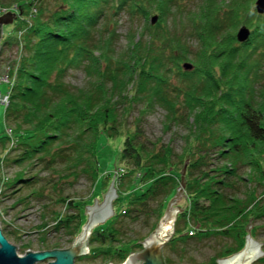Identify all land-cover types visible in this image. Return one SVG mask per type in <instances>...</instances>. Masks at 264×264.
Returning a JSON list of instances; mask_svg holds the SVG:
<instances>
[{"label":"trees","instance_id":"obj_1","mask_svg":"<svg viewBox=\"0 0 264 264\" xmlns=\"http://www.w3.org/2000/svg\"><path fill=\"white\" fill-rule=\"evenodd\" d=\"M11 1L0 6L13 3L28 18H16L5 41L19 40L23 54L10 74L3 115L13 123L12 135L0 139L13 136L11 145L15 139L20 153L13 162L34 159L54 171L56 201L78 207L55 211L56 227L72 234L80 225L77 200L62 195L59 184L80 174L94 180L99 137L121 136L126 170L118 188L131 184L125 186L124 177L139 186L124 198L118 194V213L91 231L89 243L118 241L120 216H159L185 164L189 204L175 220L173 237L186 242L219 234L235 243L229 251L238 250L245 211L264 215V11L257 13L253 0H39L34 11L31 0ZM124 15L129 27L119 47ZM239 26L250 30L244 41L235 37ZM186 61L190 69L182 68ZM80 68L83 86L65 81L69 69ZM155 105L165 110V127L185 128L179 152L144 135L142 118ZM132 108L137 111L129 119ZM22 171L4 185L19 182L42 195L34 176L23 178ZM116 253L123 259L127 250Z\"/></svg>","mask_w":264,"mask_h":264},{"label":"rangeland","instance_id":"obj_2","mask_svg":"<svg viewBox=\"0 0 264 264\" xmlns=\"http://www.w3.org/2000/svg\"><path fill=\"white\" fill-rule=\"evenodd\" d=\"M10 1L11 0H0V2L5 3H9ZM37 1L39 0H31L32 4H29L28 9L30 8V10L34 11V7L38 4ZM199 1L201 0H188V2L193 5ZM254 1L255 0L252 1V4H254ZM16 7L17 6L13 3L10 5L7 4V6H0V15L11 12L13 13V18H18L20 21L26 17L28 18V15H24V12ZM153 15L156 16V14L150 16V23ZM13 25L14 21L3 24L1 26L0 34V134L4 133L9 136L12 135L13 123L5 121V118L3 117L4 109L9 102L8 90L12 77H14H11L10 74L14 75L13 73L15 72L21 58L20 56L23 54L21 51V43H18V40L15 41V39H12L11 43L5 42L7 41V35H9L8 31L12 30ZM128 27L129 21L126 15L120 17L117 26V32L119 33L117 45L119 47H123L126 43L125 36ZM193 44L197 46L198 41L196 38H194ZM186 62L191 64L189 61ZM174 80L175 79L172 81ZM65 81L73 86H83L86 81V76L81 68L69 69L65 75ZM136 111L137 108H132L129 119L135 116ZM141 122L144 135L149 140L159 137L161 142H168L175 151H180L183 145L182 137L185 134V128L177 123H170L168 127H165V110L162 107L155 105L153 108L149 109L146 114H144ZM12 139H6L3 137L0 139V228L6 239L16 247V252L19 255H23L27 250L40 251L69 247L74 241L75 236L80 233L82 225L87 219L85 205L93 204L94 198L100 203L103 200L111 181L116 194L112 199V214L105 221L97 223L91 231L118 213L117 208L121 206L120 202L118 203L116 200L118 194L124 198L139 186V183L136 184L137 181H133L132 179L128 180V177H124V185L126 186L129 182L131 184L124 189L125 191H121L120 188H118L119 178L123 176L125 169V165H123L122 159H120L119 156L122 148V137L117 136L109 138L105 135H101L97 142L98 146L96 154L98 158V169L94 180L80 174L76 179L71 177L69 182L65 181L59 184L60 189L62 190L61 194L68 195L69 198L77 200V204L80 208L79 229L72 234L68 233L63 227H56L52 215L55 211H60L62 213H75L78 210V207L76 209L66 208L63 203L56 201L57 193L52 191L51 185L52 183L59 181H56L57 177L55 173H53L54 171L44 168L43 163L36 160L34 161V159L24 160L21 164L13 162V158L19 156L20 149L18 148V145L16 147L15 139L13 140L14 144L11 145ZM19 170H23V178L27 179L34 176V179L37 180L34 183V188H39L40 186L41 188H39V190L41 191L42 189V195L30 193L31 189L29 188L19 187V182H16L12 187H6L4 185V181L7 178L13 177ZM183 181L184 185L182 187L181 197L175 200L173 204L174 206H179V208H187L189 204V197L185 191V178H183ZM250 185L251 184L246 181V187ZM179 186L180 177L176 190ZM259 190L260 189L257 190V193H259ZM244 191L241 193L242 195L244 194ZM175 194L176 191L172 196ZM156 204L157 200H152L149 203L151 208L155 207ZM165 207L166 206L160 208L159 216H157L156 213L151 214V216L146 218L144 214H142L135 220H130L127 216H120L117 224L120 225L119 229L121 234L118 236V241L113 242L112 245L97 246L94 242L89 243L88 238L91 234L90 231L87 237V252L80 255L85 257L86 260H77V256L74 258V263H121V258H119V255L116 252L119 251V249H124L127 250L126 255H128V253L140 249L138 244L154 231L160 217L165 211ZM249 207L247 209H249ZM181 211L176 212L175 220ZM245 214H247L248 220L243 222L242 225L245 228L244 233L245 235L249 233L250 237L257 242H261L260 248L264 252V215L256 213L252 209L250 211L246 210ZM184 232L185 230L182 233L180 232V235H184ZM173 234L174 232H172L171 236ZM245 235L239 244L240 247L238 250L233 251L238 252L243 249ZM234 245L235 243H232L231 237L229 238L219 234L203 237L199 240L190 237L186 239V242L179 240L174 245L183 250V258L177 256L174 252H171L172 250L168 249V247L163 249V254L170 257L173 261L178 259V262H175L177 264H198L206 260H211L215 256H219L223 248H232ZM99 250H109V252L101 253ZM232 254H228L225 257ZM48 260L50 259L36 262L35 264L46 263Z\"/></svg>","mask_w":264,"mask_h":264},{"label":"water","instance_id":"obj_3","mask_svg":"<svg viewBox=\"0 0 264 264\" xmlns=\"http://www.w3.org/2000/svg\"><path fill=\"white\" fill-rule=\"evenodd\" d=\"M254 8L258 13L264 11V0H255ZM13 18V13L7 12L0 15V34L1 26L5 23H10ZM156 16L151 17L153 23ZM249 30L245 26H240L236 31V39L243 41L247 38ZM185 69L191 68V64L185 62L182 64ZM183 166L180 173V186L176 190V194L172 196L165 207L163 215L159 222L147 237L142 240V249L137 252H132L121 263L118 264H164L162 256V246L170 238L174 230V220L176 212L182 208L174 206L175 200L181 197L182 187L184 185ZM113 178V177H112ZM116 196L115 188L112 181L106 191L103 200L98 203L94 198L91 205H85L87 219L82 225L80 233L75 236L74 241L69 247L54 248L50 250L32 251L27 250L23 255L16 252V247L10 243L0 228V264H35L46 259V263L39 264H75L74 258L83 255L87 252V237L91 229L97 224L105 221L112 214V199ZM260 243L250 237L249 233L245 235V244L242 250L228 256L218 259L219 264H251L258 256L264 252L260 248ZM93 264V263H89ZM112 264V263H108Z\"/></svg>","mask_w":264,"mask_h":264},{"label":"flooded vegetation","instance_id":"obj_4","mask_svg":"<svg viewBox=\"0 0 264 264\" xmlns=\"http://www.w3.org/2000/svg\"><path fill=\"white\" fill-rule=\"evenodd\" d=\"M177 241H179V240L177 238H174L173 235H172L163 244V246H162V256H163L164 264H177L175 262H178V259L173 261L170 257H167L165 254H163V249L165 247H168V249L172 250L171 252H174L177 256H180L181 258H183L182 257V256H184L183 250L181 248H178V247L174 246ZM139 246H140V249L134 250L132 252H137V251L142 249V241H140ZM229 249H230V247H225V248H223V250L221 251L219 256H215L211 260H206V261L198 263V264H219L218 263V259L222 258L223 256L225 257L228 254H232V253L236 252V251H229ZM132 252H130V253H132ZM130 253H128V255ZM128 255H125V257L123 259H121V261L123 262L128 257ZM263 262H264V255L262 254V255L258 256L253 262H251V264H264ZM87 264H89V263H87Z\"/></svg>","mask_w":264,"mask_h":264},{"label":"built area","instance_id":"obj_5","mask_svg":"<svg viewBox=\"0 0 264 264\" xmlns=\"http://www.w3.org/2000/svg\"><path fill=\"white\" fill-rule=\"evenodd\" d=\"M8 82V81H7ZM189 233H191V231H189Z\"/></svg>","mask_w":264,"mask_h":264}]
</instances>
